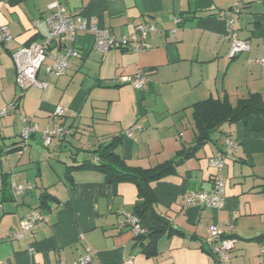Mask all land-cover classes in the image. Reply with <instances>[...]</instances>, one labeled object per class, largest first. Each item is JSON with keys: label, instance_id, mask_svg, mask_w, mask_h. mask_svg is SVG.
Masks as SVG:
<instances>
[{"label": "crops", "instance_id": "crops-1", "mask_svg": "<svg viewBox=\"0 0 264 264\" xmlns=\"http://www.w3.org/2000/svg\"><path fill=\"white\" fill-rule=\"evenodd\" d=\"M53 1L67 15L80 13L118 38L140 22L158 29L139 51L113 48L104 54L94 48L91 34L81 33L75 38L80 55L64 74L48 78L40 69L38 78L47 85L20 90L11 53L43 38V17ZM235 2L241 9L235 30L250 47L230 57L229 29L221 16ZM3 25L12 38L0 42V110L11 102L15 108L0 117V161L16 159V164L0 163V264L69 263L87 253L89 264H216L209 224L237 239L218 264H264V238L257 239L264 234V118L259 115L224 123L193 157L151 183L155 210L171 229L157 239L153 254L143 251L131 228L121 223L122 211H132L138 200L134 183H106L93 169L73 171L68 182L49 162L52 146H75L77 158L94 160L86 150L119 136L116 150L129 165L152 167L192 144V104L224 95L231 102L251 92L264 96V66L257 62L264 57V0H0ZM138 71L146 78L143 88L121 80ZM57 105L64 108L61 117L52 114ZM24 116H32L39 130L70 126V142L54 138L44 146L39 132L23 142ZM227 138L237 146L227 148ZM220 152L225 164L218 171L208 160ZM216 175L225 179L222 208L186 203L192 191L210 192ZM4 180L8 189L2 192ZM12 183L32 188L13 194ZM45 190L52 199L42 209L44 220L14 236ZM156 223L145 215L142 234Z\"/></svg>", "mask_w": 264, "mask_h": 264}, {"label": "built area", "instance_id": "built-area-1", "mask_svg": "<svg viewBox=\"0 0 264 264\" xmlns=\"http://www.w3.org/2000/svg\"><path fill=\"white\" fill-rule=\"evenodd\" d=\"M48 13L43 17L47 25V33L41 40H34L30 43L15 48L11 57L15 65V83L18 89L26 90L30 87L44 88L47 81L38 78L40 69L44 70L48 78L64 74L70 67V60L79 57L80 52L75 46V38L81 33L91 34L94 39L93 45L102 54L113 48H127L133 51L143 49L145 39L154 31H157V26L153 23H138L134 26L131 33L122 35L119 38L114 36L106 27H100L80 13L67 15L64 12L63 6L58 1H53L49 5ZM241 11L237 2H235L228 10L222 14L229 29L228 37L231 40L229 56L232 57L240 52L248 51L249 44L246 40L240 39L235 30V15ZM40 18L32 21V25L36 27L40 23ZM180 18H174V22L178 23ZM12 35L6 26H0V42L8 41ZM264 66V57L257 60ZM123 82H131L132 85L141 89L146 85V78L142 72L138 71L132 76L121 77ZM15 108V103L11 102L0 110V117L6 115L9 111ZM54 116L64 114V108L57 105L52 112ZM32 116L22 117L25 123L21 131V138L26 142L29 137L36 133H40L41 142L44 146H48L52 139L61 138L69 133L68 129L62 125H57L53 128L39 130L38 125L31 121ZM126 131L127 135H131L132 129ZM227 148H235L237 142L227 138L224 141ZM209 164L221 170L225 164V155L220 152L209 157ZM32 188L28 183H12V189L15 194H19L25 190ZM225 179L222 176L216 175L213 180V187L210 192L207 191H192L186 195L187 204H198L207 206L213 209H220L224 204ZM124 218L121 221L131 228L135 235L142 234L145 229L140 226L139 219L132 214L131 211H122ZM45 216L37 209L31 210L20 221V230L15 232L14 236L20 237L23 231L31 229L34 224L44 220ZM208 241L211 245L210 252L216 255L219 259L225 260L229 253L235 248L237 239L234 237L223 236V231L216 224L207 226ZM91 260L90 254H85L72 262L66 263L61 261L59 264H89Z\"/></svg>", "mask_w": 264, "mask_h": 264}, {"label": "trees", "instance_id": "trees-1", "mask_svg": "<svg viewBox=\"0 0 264 264\" xmlns=\"http://www.w3.org/2000/svg\"><path fill=\"white\" fill-rule=\"evenodd\" d=\"M190 107L192 109L194 130L192 144L189 146H182L177 150L173 158L155 166L144 168L129 165L116 150L119 145V136H113L109 141L100 143L92 150H86L91 152L94 160L90 158H77L79 155L78 151L71 149L75 146L69 149L70 157H72V159L74 158L73 160L75 162L65 167L64 178L68 182L72 181L71 177L73 171L93 169L103 175L106 183H118L123 181L134 183L137 189L138 200L131 211L132 214H134L139 221H141L145 215L151 214L157 221L152 227L146 228L144 234L136 235L137 240L141 241L142 250L150 254L155 253L157 239L164 232H169L171 230L168 228V220L155 210L156 198L151 183L174 172L178 165L182 164L190 157H193L198 149L211 140V135L219 131L221 125L224 123L247 122L248 118L252 115H259L264 118V96L259 92H251L246 96L237 98L234 102H231L227 95H224L222 98H207L192 104ZM65 128L68 129L69 133L58 139L60 141L66 140L70 142L68 137L73 133L70 130V126ZM17 149L18 148H13L11 151ZM7 189L8 180H4L1 190L5 192ZM11 190L12 193L15 194L12 189V184ZM50 198L52 199L51 195L48 194L46 190L43 191L38 197L39 203L37 207L33 209L42 212V209L48 207L47 200ZM259 238H264V234L257 237V239ZM215 260L216 264H218L219 258L215 257Z\"/></svg>", "mask_w": 264, "mask_h": 264}, {"label": "rangeland", "instance_id": "rangeland-1", "mask_svg": "<svg viewBox=\"0 0 264 264\" xmlns=\"http://www.w3.org/2000/svg\"><path fill=\"white\" fill-rule=\"evenodd\" d=\"M72 141V140H71ZM71 148V146L67 145V144H63L62 145V148L61 149H56L55 146H52L51 149H50V163L51 165H53V167L59 171V175H62V173L64 172L65 170V167L67 165H70L72 162H71V159H70V153H69V149ZM5 154V153H4ZM4 155H2L3 157ZM1 161L3 162V165L4 166H8L10 164V166H12V168L15 166L16 164V159L14 160H10V161H7L4 157L1 159ZM0 161V163H1ZM11 168V169H12ZM8 172H11V170L9 169ZM29 178L32 179H35V176H34V169L31 168L29 170ZM10 176V175H9Z\"/></svg>", "mask_w": 264, "mask_h": 264}]
</instances>
